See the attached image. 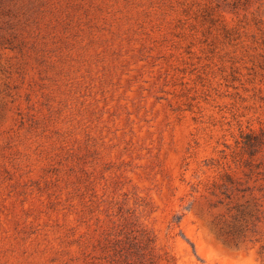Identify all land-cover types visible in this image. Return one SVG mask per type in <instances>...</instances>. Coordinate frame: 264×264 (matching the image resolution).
<instances>
[{
	"label": "rangeland",
	"instance_id": "374dc122",
	"mask_svg": "<svg viewBox=\"0 0 264 264\" xmlns=\"http://www.w3.org/2000/svg\"><path fill=\"white\" fill-rule=\"evenodd\" d=\"M0 264H264V0H0Z\"/></svg>",
	"mask_w": 264,
	"mask_h": 264
},
{
	"label": "trees",
	"instance_id": "16d2710c",
	"mask_svg": "<svg viewBox=\"0 0 264 264\" xmlns=\"http://www.w3.org/2000/svg\"><path fill=\"white\" fill-rule=\"evenodd\" d=\"M226 177L225 182L223 183V193L227 196V197H231L232 192L234 191H238L241 192L242 194L245 195L246 192L251 191L252 187L250 185H246L247 182H242L239 179H236L232 176V174L230 173H226L224 174ZM244 204H237L236 210L238 211L237 214H235V219L236 220H240V214H242L243 216L245 215H251V216H255V213H253L252 210L248 209L249 207H244ZM256 218H259V216L257 215ZM220 233L222 235H226L230 238H228L230 241L234 242L235 244L238 245L239 243V239L243 236V227L241 226V224L239 223H235L234 225H232V227L230 229H221Z\"/></svg>",
	"mask_w": 264,
	"mask_h": 264
}]
</instances>
